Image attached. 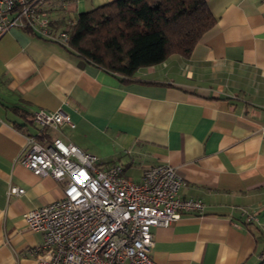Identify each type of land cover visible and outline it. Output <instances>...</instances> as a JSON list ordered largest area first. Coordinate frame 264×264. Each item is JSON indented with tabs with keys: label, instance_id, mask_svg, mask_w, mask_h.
Here are the masks:
<instances>
[{
	"label": "crops",
	"instance_id": "1",
	"mask_svg": "<svg viewBox=\"0 0 264 264\" xmlns=\"http://www.w3.org/2000/svg\"><path fill=\"white\" fill-rule=\"evenodd\" d=\"M112 1L37 5L60 31ZM205 1L214 23L190 55L128 80L24 28L0 37V264H35L42 236L23 214L62 197V182L20 163L29 136L72 143L133 182L152 165L176 169L179 195L204 208L151 228L155 264L264 263V0ZM39 110H61L71 125L40 127Z\"/></svg>",
	"mask_w": 264,
	"mask_h": 264
},
{
	"label": "built area",
	"instance_id": "2",
	"mask_svg": "<svg viewBox=\"0 0 264 264\" xmlns=\"http://www.w3.org/2000/svg\"><path fill=\"white\" fill-rule=\"evenodd\" d=\"M13 27L66 46L37 0H0V37ZM43 128L71 125L61 110L32 113ZM94 155L60 138L39 142L29 136L20 163L36 176L63 183L62 197L23 214L26 226L42 236L31 254L35 264H155L151 228L168 227L182 213H201L200 200L183 198V179L169 164L146 168L139 182L119 164L100 167ZM10 195L23 189L12 187ZM251 217L249 218V220Z\"/></svg>",
	"mask_w": 264,
	"mask_h": 264
},
{
	"label": "trees",
	"instance_id": "3",
	"mask_svg": "<svg viewBox=\"0 0 264 264\" xmlns=\"http://www.w3.org/2000/svg\"><path fill=\"white\" fill-rule=\"evenodd\" d=\"M213 23L205 0H114L79 14L65 47L128 80L172 54L188 57Z\"/></svg>",
	"mask_w": 264,
	"mask_h": 264
},
{
	"label": "rangeland",
	"instance_id": "4",
	"mask_svg": "<svg viewBox=\"0 0 264 264\" xmlns=\"http://www.w3.org/2000/svg\"><path fill=\"white\" fill-rule=\"evenodd\" d=\"M88 139L90 140V138H88ZM90 141L92 142V144L94 146L97 145V144H94V140L93 139H91ZM103 151H104V149H103ZM95 155L98 156V157H101V158L107 157V156L99 155L98 153H96ZM111 157H112L111 159H116L118 156H111Z\"/></svg>",
	"mask_w": 264,
	"mask_h": 264
}]
</instances>
